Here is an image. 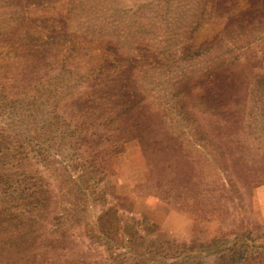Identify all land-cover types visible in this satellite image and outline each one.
<instances>
[{"label": "rangeland", "instance_id": "obj_1", "mask_svg": "<svg viewBox=\"0 0 264 264\" xmlns=\"http://www.w3.org/2000/svg\"><path fill=\"white\" fill-rule=\"evenodd\" d=\"M0 264H264V0H0Z\"/></svg>", "mask_w": 264, "mask_h": 264}]
</instances>
